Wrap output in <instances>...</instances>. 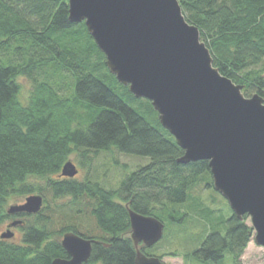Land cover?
<instances>
[{
	"label": "trees",
	"instance_id": "1",
	"mask_svg": "<svg viewBox=\"0 0 264 264\" xmlns=\"http://www.w3.org/2000/svg\"><path fill=\"white\" fill-rule=\"evenodd\" d=\"M179 2L220 72L242 85L246 96L264 97V0ZM20 77L33 85L27 103L20 98ZM114 148L149 157L150 163L128 174L118 188H106L89 175L83 180L60 175L72 155L87 166ZM183 154L151 101L136 98L110 72L85 22L69 20L68 0H0V226L23 221L20 242L0 238V264L69 258L62 244L67 232L94 239L84 264H135L128 205L166 225L186 218L173 205L187 201L189 189L205 175L213 186L209 161L180 163ZM33 194L44 197L38 213L8 212L11 197ZM50 194L55 201L68 197L56 207L69 206L77 214L57 219ZM85 210L99 233L80 229L74 216ZM248 219L233 213L227 233H209L193 254L211 264L229 253L238 264L252 239ZM142 250L152 255L149 247Z\"/></svg>",
	"mask_w": 264,
	"mask_h": 264
},
{
	"label": "water",
	"instance_id": "2",
	"mask_svg": "<svg viewBox=\"0 0 264 264\" xmlns=\"http://www.w3.org/2000/svg\"><path fill=\"white\" fill-rule=\"evenodd\" d=\"M69 20L85 22L106 56V65L136 98L151 101L161 125L184 150L180 163L208 160L213 187L227 200L239 220L252 223L251 235L264 247V97L246 96L243 86L223 75L190 23L179 0H68ZM79 172L69 160L61 176ZM44 197L33 194L25 203L8 208L10 214L38 213ZM135 264H165L146 254L164 236L165 223L128 205ZM0 237L15 236L11 227ZM94 239L67 232L62 244L69 258L51 264H84Z\"/></svg>",
	"mask_w": 264,
	"mask_h": 264
},
{
	"label": "rangeland",
	"instance_id": "3",
	"mask_svg": "<svg viewBox=\"0 0 264 264\" xmlns=\"http://www.w3.org/2000/svg\"><path fill=\"white\" fill-rule=\"evenodd\" d=\"M68 78V81L71 82L72 78ZM18 80L21 83L20 98L24 103H27L33 85L25 77H20ZM70 160L79 168V173L76 176L78 180H83L89 175L106 188H118L128 174L136 171L140 166L150 163L149 157L124 154L116 148L110 151H101L87 166L79 163L80 160L77 155H72ZM31 181L39 186L45 185V180L41 178H33ZM209 182L210 177L205 175L199 183L189 189L187 201L173 205V207H179L183 212H186V218L183 217L185 219L180 221H167L163 238L149 248L151 254L160 257L165 264H204L193 254L201 242L211 232H219L223 235L227 233L229 219L233 215V211L221 193L215 190L213 186H208ZM47 199L49 205L56 208V217L62 218L61 215L64 213L77 214V209H72L69 206L56 207L57 204L67 203L68 197L55 201L50 194ZM25 200L26 196H14L10 198L7 205L9 207L23 204ZM74 217L79 218L82 231H86L88 230L87 227H90L94 233H99L100 230L96 226L95 219L86 210ZM7 223L5 222L0 226V235L6 231ZM247 223L252 226L250 219L247 220ZM13 230L16 236L10 240L20 242V229L16 226ZM140 247L142 249L145 246L140 244ZM173 252L177 255H172ZM211 264H235V262L233 256L227 253L218 263ZM238 264H264V247L258 246L252 237Z\"/></svg>",
	"mask_w": 264,
	"mask_h": 264
},
{
	"label": "flooded vegetation",
	"instance_id": "4",
	"mask_svg": "<svg viewBox=\"0 0 264 264\" xmlns=\"http://www.w3.org/2000/svg\"><path fill=\"white\" fill-rule=\"evenodd\" d=\"M9 223H10V222L7 223V227H8V224H9Z\"/></svg>",
	"mask_w": 264,
	"mask_h": 264
}]
</instances>
